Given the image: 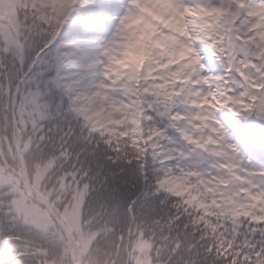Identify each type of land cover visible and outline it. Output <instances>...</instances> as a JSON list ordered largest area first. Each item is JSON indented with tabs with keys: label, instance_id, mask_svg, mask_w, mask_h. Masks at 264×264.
Returning <instances> with one entry per match:
<instances>
[{
	"label": "clouds",
	"instance_id": "9594fccd",
	"mask_svg": "<svg viewBox=\"0 0 264 264\" xmlns=\"http://www.w3.org/2000/svg\"><path fill=\"white\" fill-rule=\"evenodd\" d=\"M17 12L0 38V264H136L137 240L147 264H264V0Z\"/></svg>",
	"mask_w": 264,
	"mask_h": 264
},
{
	"label": "trees",
	"instance_id": "16d2710c",
	"mask_svg": "<svg viewBox=\"0 0 264 264\" xmlns=\"http://www.w3.org/2000/svg\"><path fill=\"white\" fill-rule=\"evenodd\" d=\"M11 1H20V0H11ZM23 3H24V1H23ZM19 5H23V4H20L19 2H15L14 3V5H13V7H14V9H15V11H16V15L17 16H19L18 15V12H17V6H19ZM20 18V21L18 22L19 23V26H20V28L22 27V17H19ZM16 21H17V18H16ZM47 171V167H43V168H40L39 166H38V173H37V176H38V178L40 177V176H42L43 174H44V172H46ZM4 177H3V174L2 173H0V179H3ZM25 206V204H23L22 202H19V207H24ZM41 222L42 223H46L47 221H46V219H45V217L44 216H42L41 218ZM73 223L70 225V228H75L77 231H79V229H80V218H79V216L78 217H74L73 218ZM84 235H86V236H88L89 238H90V240H92L93 238H94V236H95V233H91V234H89V233H87V232H84L83 233ZM82 235V234H81ZM14 238V237H13ZM81 238V237H80ZM79 241H80V239H79ZM79 241H78V243H79ZM80 245V244H79ZM89 245V244H88ZM87 245V246H88ZM80 247H81V245H80ZM134 249H135V260H136V264H143V263H139V262H137V259L141 256L142 258H144V259H146V257H145V253H146V250L147 249H149V248H151V244H150V242H148V241H146V240H137L136 242H135V244H134ZM87 249H88V247H85L84 248V250H82V249H79V252L80 253H84V252H86L87 251ZM130 251H132V249H130Z\"/></svg>",
	"mask_w": 264,
	"mask_h": 264
},
{
	"label": "rangeland",
	"instance_id": "374dc122",
	"mask_svg": "<svg viewBox=\"0 0 264 264\" xmlns=\"http://www.w3.org/2000/svg\"><path fill=\"white\" fill-rule=\"evenodd\" d=\"M4 1V0H3ZM19 3L20 4H23V1H19ZM20 16H18L17 17V21H16V26H15V28H14V31H15V33H17L19 30H20V26H19V21H20V18H19ZM39 182V179L37 180V183ZM19 202H22L23 204H25V206L24 207H20L24 212H26L28 215H33V214H35V211L36 210H34L33 208H31V207H29L26 203H25V201H24V199H23V197L20 199V201ZM77 207H79V202H77L75 205H74V207H73V209H72V212H71V218H74V216H75V214H76V211H77ZM41 218V217H40ZM84 236V234L82 233V235L80 236V237H83ZM137 262H139V263H143V264H147V260L146 259H144V258H142L141 256L137 259Z\"/></svg>",
	"mask_w": 264,
	"mask_h": 264
}]
</instances>
